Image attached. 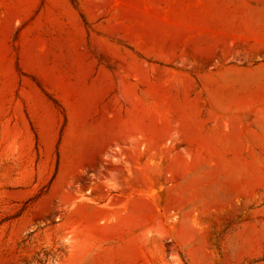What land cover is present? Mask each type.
Returning <instances> with one entry per match:
<instances>
[{
    "label": "rangeland",
    "instance_id": "obj_1",
    "mask_svg": "<svg viewBox=\"0 0 264 264\" xmlns=\"http://www.w3.org/2000/svg\"><path fill=\"white\" fill-rule=\"evenodd\" d=\"M0 264H264V0H0Z\"/></svg>",
    "mask_w": 264,
    "mask_h": 264
},
{
    "label": "crops",
    "instance_id": "obj_2",
    "mask_svg": "<svg viewBox=\"0 0 264 264\" xmlns=\"http://www.w3.org/2000/svg\"><path fill=\"white\" fill-rule=\"evenodd\" d=\"M218 73L216 72V75H217ZM206 78H211V77H213L212 75H209V76H205ZM205 77L203 78V79H205ZM215 78H216V76H215ZM207 82V81H206ZM208 83H210V82H208ZM212 83H214V82H212ZM194 103H196V102H194ZM194 114H196V113H194Z\"/></svg>",
    "mask_w": 264,
    "mask_h": 264
}]
</instances>
